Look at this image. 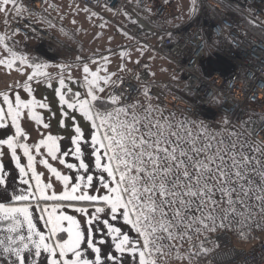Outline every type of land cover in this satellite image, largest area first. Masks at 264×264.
I'll return each mask as SVG.
<instances>
[{"label":"snow or ice","instance_id":"obj_1","mask_svg":"<svg viewBox=\"0 0 264 264\" xmlns=\"http://www.w3.org/2000/svg\"><path fill=\"white\" fill-rule=\"evenodd\" d=\"M33 4L34 0H0L3 23L7 26L10 18L34 15ZM118 4L114 0L109 8L105 0L109 11L137 24ZM144 11L151 8L145 6ZM192 11H197L196 0H192ZM8 38L0 35V46L9 53L0 65L11 70L19 62L32 71L17 85L29 99L17 92L13 101L0 93L6 106H0V264H158L173 250V258L181 264H192L199 256L211 257L208 264H220L218 242L228 232L247 240L254 228H264V141L242 142L237 132H229L226 138L202 123L194 131L190 121H175L162 113L154 116L157 109L151 104L141 115L138 103H121L123 94L104 97L102 84H119L99 75V68L92 71L79 57L86 88L83 98L70 87L80 80L64 75L71 66H57L54 91L62 117L58 123L60 128L67 127L66 106L78 111L89 128L82 129L72 116L69 138L53 134L50 122L37 111L50 110V105L37 100L31 87L33 80L52 79L48 65L30 64L27 57L9 48ZM120 55L123 58L126 53ZM103 59L107 62V57ZM201 76L211 79L210 73ZM47 87L53 85L49 82ZM25 116L44 130L31 144V133L21 123ZM260 132L264 135V129ZM69 157L74 162H68ZM38 164L50 174L47 182L37 172ZM53 177L62 190L57 191ZM16 183L24 187H13ZM213 234L217 242L205 247ZM194 239L198 251L193 249ZM185 242L187 253L180 251Z\"/></svg>","mask_w":264,"mask_h":264},{"label":"built area","instance_id":"obj_2","mask_svg":"<svg viewBox=\"0 0 264 264\" xmlns=\"http://www.w3.org/2000/svg\"><path fill=\"white\" fill-rule=\"evenodd\" d=\"M48 1L34 0V15L10 18L7 26L3 17L0 33L15 32L22 38L20 48L33 55L79 66L82 63L75 49L37 22L50 19L45 10ZM78 1L137 39L145 46L144 60L166 70L163 82L156 81L143 60L128 73L113 76L111 80L119 87L106 85L105 97L123 94L121 103H138L141 115L151 104L157 109L154 116L162 113L175 121H190L194 131L202 123L226 138L229 132H237L242 142L254 145L264 141L260 132L264 129V39L245 25L264 30V0H196L197 11L191 18L167 30L163 28L168 15L180 9L171 0H119L117 6H123L137 24L122 13L109 11L105 0ZM113 2L107 0L109 8ZM145 6L151 12H145ZM201 73H210L211 79H203ZM145 88L148 95L141 96ZM215 235L205 247H213ZM218 243L220 264H264V228H254L247 240L228 232ZM196 245L194 239L193 249L198 251Z\"/></svg>","mask_w":264,"mask_h":264},{"label":"rangeland","instance_id":"obj_3","mask_svg":"<svg viewBox=\"0 0 264 264\" xmlns=\"http://www.w3.org/2000/svg\"><path fill=\"white\" fill-rule=\"evenodd\" d=\"M191 1V2H190ZM174 6H179V11H171L166 19L164 30L169 27L178 26L181 23L187 22L192 16V0H171ZM52 5V7H49ZM86 7L82 6L78 0H49L45 6L46 12L49 14L50 19H41L38 24L52 35L62 39L67 44L75 49L76 57L84 59V63H88L92 71L100 69L99 75H108L110 78L116 75H123L128 73L138 64L144 60L145 46L140 44L137 39L130 36V34L122 29H119L110 20L96 14L92 15V10L89 8L85 11ZM3 18L1 15L0 20ZM47 20V21H46ZM1 35L6 33L1 32ZM9 38L6 43L18 55L25 56L29 62L35 55L20 48L22 38L15 35L6 34ZM20 49V50H19ZM121 52L126 53L122 58ZM7 56L9 53L6 51ZM107 57V62L103 59ZM5 58V55L0 59ZM150 62V63H149ZM145 61L144 64L148 67L149 71L154 74L156 81L163 82V76L166 70H161L158 64L153 61ZM38 63H45L48 65L46 69L52 76V79L57 77L60 69L58 65L63 64L55 58L42 57V61ZM19 64V62H17ZM65 65V64H63ZM82 66H73L64 71V75L68 76L72 71L74 77L80 78L83 83ZM123 66V70H121ZM13 69L9 70L0 65V78L3 77L8 71L15 72ZM22 69L29 68L23 65ZM167 69V68H166ZM153 78V76H152ZM102 86H104L102 84ZM184 245L183 247H185ZM183 247L181 252L187 253ZM175 250L170 256H167L158 261V264H181V261L174 259ZM187 264V261L184 262ZM193 264V263H192Z\"/></svg>","mask_w":264,"mask_h":264},{"label":"crops","instance_id":"obj_4","mask_svg":"<svg viewBox=\"0 0 264 264\" xmlns=\"http://www.w3.org/2000/svg\"><path fill=\"white\" fill-rule=\"evenodd\" d=\"M1 15L2 14H0V17H1ZM190 18H191V16L189 17V19ZM1 34L2 33H0V35ZM6 34H8V33H6ZM9 35H11V34H9ZM16 36L17 35H15V37ZM3 55H5V57H7V53H6L5 49L3 48V46H0V57ZM29 63L31 64V63H33V61H30ZM34 63H38V62H34ZM15 66L18 68L22 67V65H20V64H16ZM16 69L17 68H15V70H14L15 72L8 71L5 75H3V77L0 78V93H7L10 96V99H12L13 101L15 99V95L17 92H19L22 99H29L30 97L27 95V93H25L23 91L22 87H17V85L18 84L22 85L24 83V81L27 79V74L31 73L32 69L30 67L23 69V71H17ZM70 74H71L73 80H77V79L80 80V78L74 77V73L72 74V71L70 72ZM65 77H67V76H65ZM49 82L53 85L52 88L47 87V84ZM57 84H58L57 77H55L54 79H51L50 81L49 80H42V81L41 80H33L31 82V87L33 89V94H34L35 98L39 101L46 102L50 105V110L37 109V111H40L42 113L45 122H50L51 131L53 132V134L69 138L72 134V119H71L72 116H75L76 121L79 123L80 127L82 129H84L85 131H87V129L89 128V122L84 120V118L82 117V115L78 111L73 112L72 110L67 109L66 106L64 108V111L68 112V117L66 119L67 127H65V128L59 127L58 122L62 117L60 114L61 108H60V105L58 102V98L56 97L55 91H54ZM82 85H83V83L80 80L79 84L74 83V84H71L70 87L72 88L73 93L79 91L81 93V97L83 98L86 94V88L83 87ZM103 87H105V92L102 95L105 97L107 86L104 85ZM69 99H71V97H69ZM0 106L6 107L5 105H3L2 96H0ZM21 123H22V126H24L31 133V139L29 141L30 144L34 143L40 139L39 132L44 131L42 129V127L35 125L34 122H30V123L27 122L26 116L22 120ZM0 135H3V133L0 132ZM63 143L65 145H67L68 140L65 139L63 141ZM68 162H74V161L72 160L71 157H69ZM22 163H26V159L22 160ZM50 163H53V166L57 167L58 170L63 171L65 174H69L68 171L63 168V166H60L58 164V162L50 161ZM13 167H14V165H9V169H11ZM36 168H37L38 173H43L42 180L44 182H47L48 178L50 176V174L47 172V170L42 165H39V164L36 166ZM14 175H15V173H14ZM52 181L56 185L57 191L62 190V185H60L59 182H56L54 177L52 178ZM13 187H24V186L16 183V184H13ZM6 203H10V202L6 201ZM41 207H43V205H41ZM68 211H69V214H72L70 209ZM34 220L37 222L38 228L43 230V222L39 221V214L38 213L34 212ZM4 226L6 227V224ZM125 230H127V229H125ZM0 235H2V234H0ZM134 235L135 234H133V236ZM65 238H66V234H65ZM129 264H130V262H129Z\"/></svg>","mask_w":264,"mask_h":264},{"label":"trees","instance_id":"obj_5","mask_svg":"<svg viewBox=\"0 0 264 264\" xmlns=\"http://www.w3.org/2000/svg\"><path fill=\"white\" fill-rule=\"evenodd\" d=\"M191 2V1H190ZM47 21V20H46ZM245 25L251 30L253 31L257 36L259 37H262L264 39V30L258 28V27H255L251 24H248V23H245ZM31 61L33 62H41L42 61V57L41 56H38V55H35L33 57V59H31ZM144 93H143V90L141 91L140 95L142 96ZM111 105H109V108L108 110H111ZM188 248H189V245H186L185 247H183V249H185L186 251H188ZM208 258H205L203 256H199V257H196L195 259H193L192 263L193 264H208Z\"/></svg>","mask_w":264,"mask_h":264}]
</instances>
